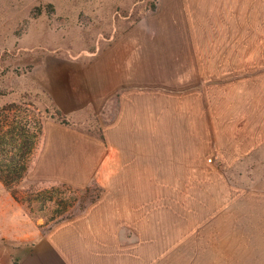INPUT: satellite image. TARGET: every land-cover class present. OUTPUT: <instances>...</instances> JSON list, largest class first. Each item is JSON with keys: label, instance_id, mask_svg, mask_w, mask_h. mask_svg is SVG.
Returning <instances> with one entry per match:
<instances>
[{"label": "rangeland", "instance_id": "obj_1", "mask_svg": "<svg viewBox=\"0 0 264 264\" xmlns=\"http://www.w3.org/2000/svg\"><path fill=\"white\" fill-rule=\"evenodd\" d=\"M11 102L42 132L0 225L91 226L116 264H264V0H0Z\"/></svg>", "mask_w": 264, "mask_h": 264}, {"label": "crops", "instance_id": "obj_2", "mask_svg": "<svg viewBox=\"0 0 264 264\" xmlns=\"http://www.w3.org/2000/svg\"><path fill=\"white\" fill-rule=\"evenodd\" d=\"M92 229L83 224L65 223L37 235L15 226L9 219L0 225V237L18 239L21 244L13 261L9 254H2L3 261L7 259L3 264H116L105 242Z\"/></svg>", "mask_w": 264, "mask_h": 264}, {"label": "trees", "instance_id": "obj_3", "mask_svg": "<svg viewBox=\"0 0 264 264\" xmlns=\"http://www.w3.org/2000/svg\"><path fill=\"white\" fill-rule=\"evenodd\" d=\"M36 110L28 103H0V182L8 190L26 174L42 132ZM11 196L19 201L14 192Z\"/></svg>", "mask_w": 264, "mask_h": 264}, {"label": "built area", "instance_id": "obj_4", "mask_svg": "<svg viewBox=\"0 0 264 264\" xmlns=\"http://www.w3.org/2000/svg\"><path fill=\"white\" fill-rule=\"evenodd\" d=\"M209 161H211V160H209Z\"/></svg>", "mask_w": 264, "mask_h": 264}]
</instances>
